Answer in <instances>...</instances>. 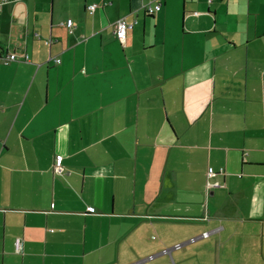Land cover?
Wrapping results in <instances>:
<instances>
[{"label":"crops","instance_id":"crops-1","mask_svg":"<svg viewBox=\"0 0 264 264\" xmlns=\"http://www.w3.org/2000/svg\"><path fill=\"white\" fill-rule=\"evenodd\" d=\"M0 1V264H264V0Z\"/></svg>","mask_w":264,"mask_h":264},{"label":"built area","instance_id":"built-area-1","mask_svg":"<svg viewBox=\"0 0 264 264\" xmlns=\"http://www.w3.org/2000/svg\"><path fill=\"white\" fill-rule=\"evenodd\" d=\"M209 1H213V0H209ZM1 3H3L2 1H0V5ZM161 2L160 0H158L156 6H148L147 8V12L148 14L154 15L158 10L161 9ZM98 7V4L94 3L92 5H90L88 7V10L90 13H93L95 11V9ZM67 27L69 28L70 32H73L74 29V22L73 20H68L66 23ZM115 33L116 36L118 38V40L122 43L125 44L126 43V39H127V34L128 31L133 27V24L128 22L125 18H120L117 20L116 24H115ZM25 58L27 59L28 56H25ZM18 59V55L16 53H9L5 56V62H12V61H16ZM55 171L58 173H62L64 171V167L62 165V158L58 157L56 160V164H55ZM224 170H221V172H223ZM216 175L217 172L215 171V169L213 167H210L207 171V184H206V193L207 195H210L215 189L224 187L225 184L216 179ZM93 210V209H92ZM211 234L210 231L204 232L202 234L203 237H207ZM196 238H192L191 241H195ZM18 247L20 246V241H18L17 244ZM181 246V244H176L175 247L179 248ZM165 251H169V250H165Z\"/></svg>","mask_w":264,"mask_h":264},{"label":"trees","instance_id":"trees-1","mask_svg":"<svg viewBox=\"0 0 264 264\" xmlns=\"http://www.w3.org/2000/svg\"><path fill=\"white\" fill-rule=\"evenodd\" d=\"M134 25V24H133ZM60 60L59 59H57V62H59Z\"/></svg>","mask_w":264,"mask_h":264},{"label":"rangeland","instance_id":"rangeland-1","mask_svg":"<svg viewBox=\"0 0 264 264\" xmlns=\"http://www.w3.org/2000/svg\"><path fill=\"white\" fill-rule=\"evenodd\" d=\"M169 252H170V249L168 248Z\"/></svg>","mask_w":264,"mask_h":264}]
</instances>
